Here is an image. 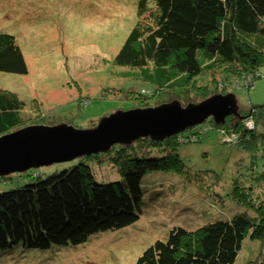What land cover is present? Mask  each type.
I'll list each match as a JSON object with an SVG mask.
<instances>
[{
    "label": "trees",
    "instance_id": "obj_1",
    "mask_svg": "<svg viewBox=\"0 0 264 264\" xmlns=\"http://www.w3.org/2000/svg\"><path fill=\"white\" fill-rule=\"evenodd\" d=\"M113 62L126 70L137 69L145 81L147 75L152 76L139 89L128 88L130 93L141 87L162 90L178 76L183 80L176 83L184 81L197 88L186 98L188 102L219 91L250 90L264 76L260 73L264 66V0H139L137 22ZM212 66L213 76L205 72ZM220 66L223 70L216 77ZM0 71L27 72L15 36L6 32H0ZM180 91L186 92L181 87ZM150 97L145 94L143 101ZM30 104L0 88V134L32 122ZM27 109L29 112H25ZM240 110L241 116H246H230L219 125L226 133L212 119L204 124L221 137V144L235 147V153L247 158L243 171L235 168L231 190L215 193L244 209H233V213L223 210L209 218L204 211L201 217L205 222L198 226L200 220L194 228L175 224L164 239L158 238L146 247L133 264H239L243 256L247 259L240 264H264V104L242 106ZM257 110L261 114L258 119L254 117ZM249 118L254 121L252 128L246 125ZM200 125L159 142L139 138L137 142L144 143L141 146H115L106 153L79 158L70 167L45 177L0 191V257L14 251L79 245L97 233L134 224L144 211L141 177L151 171H174L177 166L180 172L186 167L179 147L202 140L205 128ZM227 135L234 136L238 143L224 142ZM110 153L115 154L122 180L98 182L87 160ZM209 173L215 181L221 180L215 170H191L198 185L204 184ZM248 240L258 243L254 255L249 251L243 255Z\"/></svg>",
    "mask_w": 264,
    "mask_h": 264
},
{
    "label": "rangeland",
    "instance_id": "obj_2",
    "mask_svg": "<svg viewBox=\"0 0 264 264\" xmlns=\"http://www.w3.org/2000/svg\"><path fill=\"white\" fill-rule=\"evenodd\" d=\"M138 9L139 0H0V32L15 36L27 65L25 74L0 71V88L16 93L26 104L31 103L29 106L34 118L28 124L66 121L84 128L116 110L142 107L145 94L152 96L144 105L153 106L175 99L183 105L199 103L215 94L224 96L229 93L219 91L188 102L186 98H190L197 88L184 81L176 83L175 80H183L179 76L164 85L162 90L155 89L153 92L141 87V90L128 92V88L135 87L137 90L141 84L152 79L151 75H147L148 80L145 81L137 69L126 70L125 66L113 62L137 22ZM212 68L205 72L211 74ZM222 70L220 66L215 76ZM260 73L264 75V66ZM180 87L186 91L185 94L181 93ZM212 88L213 85H210L209 89ZM179 91L178 96L176 93ZM234 93L239 110L242 106L264 104V76L256 80L254 88H237ZM255 114V118L261 115L258 110ZM213 124L220 127L214 121ZM198 125L205 128L204 121L194 126ZM246 125L252 128L254 121ZM220 128L222 132L226 131ZM202 137L200 142L180 145L179 155L186 164L180 172H177L176 166L174 171H151L141 177L144 211L134 224L97 233L79 245L52 247L43 251H14L2 255L0 264H133L146 247L158 238L164 239L168 229L175 224L194 228L200 220L198 226L205 222V218L201 217L204 211L209 218L212 213L223 210L233 213L244 209L234 200L215 193L231 190V177L236 174L234 170L240 167L243 171L242 165L247 158L235 153V147L221 144V137H217L211 129L205 128ZM226 137L224 142L238 143L234 136ZM136 142L133 145L144 144ZM114 155L100 154L94 160H87L96 181L109 183L122 180ZM78 160L12 173L8 178L0 177V191L45 177L70 167ZM199 169L215 170L221 180L215 181L210 172L204 184L198 185L191 176V170ZM197 178L199 183L200 178ZM203 186L207 188L201 189ZM257 249L258 243L248 240L243 255H247L248 251L254 255ZM246 259L243 256L239 264Z\"/></svg>",
    "mask_w": 264,
    "mask_h": 264
},
{
    "label": "water",
    "instance_id": "obj_3",
    "mask_svg": "<svg viewBox=\"0 0 264 264\" xmlns=\"http://www.w3.org/2000/svg\"><path fill=\"white\" fill-rule=\"evenodd\" d=\"M238 110L235 94L228 93L186 105L175 99L116 110L84 128L66 121L28 124L0 134V177L128 147L139 138L162 141L207 118L219 124L227 115L239 117Z\"/></svg>",
    "mask_w": 264,
    "mask_h": 264
},
{
    "label": "bare ground",
    "instance_id": "obj_4",
    "mask_svg": "<svg viewBox=\"0 0 264 264\" xmlns=\"http://www.w3.org/2000/svg\"><path fill=\"white\" fill-rule=\"evenodd\" d=\"M239 113L241 114V110H239ZM230 116H231V114H230V115H227V116H225V121H226V119H229V118H230ZM244 116H246V115H244V114H243L241 117H244ZM249 119H250V118H249ZM250 120H251V119H250ZM225 121H224V122H225ZM220 124H222V123H219V125H220ZM184 131H185V130H184ZM182 132H183V131H182ZM179 133H180V132H179ZM177 134H178V133H177Z\"/></svg>",
    "mask_w": 264,
    "mask_h": 264
},
{
    "label": "built area",
    "instance_id": "obj_5",
    "mask_svg": "<svg viewBox=\"0 0 264 264\" xmlns=\"http://www.w3.org/2000/svg\"><path fill=\"white\" fill-rule=\"evenodd\" d=\"M247 122L249 123V122H250V120H249V119H247Z\"/></svg>",
    "mask_w": 264,
    "mask_h": 264
}]
</instances>
